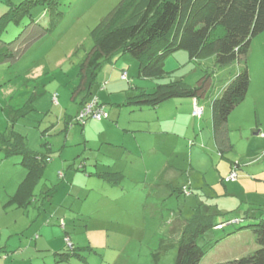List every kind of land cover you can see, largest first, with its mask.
I'll return each instance as SVG.
<instances>
[{"label":"rangeland","instance_id":"374dc122","mask_svg":"<svg viewBox=\"0 0 264 264\" xmlns=\"http://www.w3.org/2000/svg\"><path fill=\"white\" fill-rule=\"evenodd\" d=\"M23 1L0 0V17L8 10L9 2ZM123 1L59 0L54 7L36 6L31 10L32 18H25L18 25L8 24L1 39L10 44L8 52L13 57L0 64V133H20L31 150L51 157L35 191L37 199L22 210L11 205L10 198L27 177V170L20 157L7 158L0 151V233L7 227L13 230L15 236L7 244L18 249L15 258L32 261L25 264H59L55 253L63 252L67 245L65 238L55 239L54 234L61 231L63 236L64 224L75 247L87 248L82 251L86 261L72 259L69 264H175L180 231L194 215L196 206L201 205L204 214L221 212L211 206L212 202L226 207L215 224L241 218L243 210L250 207L245 202L264 206V33L253 39L247 55L250 89L245 101L229 117L233 148L225 159L217 152L213 133L205 136V141L210 142L211 138L214 147L210 143L204 145V141L190 147L195 139L192 126L185 136L178 127L180 132L176 133L185 139L158 133L156 123L150 133L137 130L147 131L159 110L169 109L171 100L185 98L170 99L157 107L124 105L134 93L131 87L154 91L157 84L173 82L194 88L203 83L212 100V94L228 86L245 66L235 62L219 68L214 56L195 62L187 52L179 51L181 55L170 56L165 62V71H174L154 84L138 78V62L129 54L123 55L104 66L93 91L105 104L109 117L67 128L66 117L77 113L73 99L80 86V65L94 46L92 31ZM130 65L131 75L125 81L120 75ZM201 106L205 107V115L196 135L201 130L208 133L205 127L212 124L211 106ZM159 124L172 131L169 121ZM198 144L203 150L196 151ZM174 146L177 153L172 156ZM119 159L122 168L116 163ZM206 160L214 164H205ZM219 161L232 164L223 177H230L236 170L235 181L226 184L214 175L212 171ZM173 162L184 167V174L175 179L180 180L175 183L176 189L168 190L164 183L165 166ZM106 164L112 169L117 164L116 171L125 169L126 177L120 186L112 187L88 175L105 171ZM191 165L200 171L189 178L186 171ZM203 170H211L208 181L217 182L215 189L221 197L216 196L214 188L207 187ZM48 189L49 201L43 199ZM235 201L245 207L239 211L235 205L232 210L231 203ZM254 209L262 210L255 212L257 216H264V208ZM248 223L252 220L223 231L206 232L198 239L206 251L201 264L243 257L253 233L239 228ZM39 228L44 229L42 235L37 232Z\"/></svg>","mask_w":264,"mask_h":264},{"label":"trees","instance_id":"16d2710c","mask_svg":"<svg viewBox=\"0 0 264 264\" xmlns=\"http://www.w3.org/2000/svg\"><path fill=\"white\" fill-rule=\"evenodd\" d=\"M57 1L9 2L8 10L0 17V64L13 57L8 52L7 46L10 44L1 40L7 25L12 22L18 25L25 18H32L31 10L36 6L54 7ZM263 33L264 0H143L142 3L124 0L92 31L94 46L80 65V86L76 90L77 97L73 99L77 113L74 117H66V126H84L90 119H95L92 116L80 118L89 105H93L96 111H102L101 119L95 120L109 117L105 104L93 93L98 74L107 63L129 54L138 62V78L157 82L169 73L164 68L166 60L179 51H185L189 59L195 62L214 56L219 68L235 62L245 65L231 78L228 86L212 94L213 134L219 146H228V119L245 101L250 89L247 55L253 39ZM123 80L128 81V76ZM131 89L135 91L124 105L139 108L157 107L174 98L195 99L207 90L203 83L194 88L183 82L157 84L154 91L140 87ZM0 151L7 158L20 157L21 165L27 170V177L10 198L11 205L27 210L37 199L35 191L45 176L51 157L31 150L25 136L15 131L8 135L0 133ZM96 176L111 186H118L123 180V175L117 172H104ZM43 195V199L49 201L51 190L48 189ZM200 207L195 208L194 215L183 226L175 264H201L206 251L198 244V239L211 229L218 230L222 226L218 231H223L230 226L243 225L248 220H252V223L239 228L250 229L253 233L251 242L245 247L249 248L248 252L241 258L216 264H264V216L255 214L260 210L249 208L241 218L215 224L218 215L204 214ZM62 227L67 246L63 252L55 253L58 263H70L72 259L86 261L82 251L87 248L75 247L70 233L65 230L66 225Z\"/></svg>","mask_w":264,"mask_h":264},{"label":"crops","instance_id":"0c3cea01","mask_svg":"<svg viewBox=\"0 0 264 264\" xmlns=\"http://www.w3.org/2000/svg\"><path fill=\"white\" fill-rule=\"evenodd\" d=\"M179 56V55H181V52H177V53H175L173 56L174 57H176V56ZM182 58H185V56H182ZM112 65V64H111ZM172 68H175V66L174 67H172ZM130 70H131V65H130V67H129V70H126V71H123V73H127V76H128V79H129V76L131 75V73H130ZM172 71H174V69H170V71L169 72H172ZM167 72V71H166ZM123 73H121V78H122V75H123ZM138 75V74H137ZM113 78H114V76H113ZM146 80H150V79H146ZM153 82H154V84H156V81H154V80H152ZM158 82V81H157ZM135 87H137V86H135ZM140 88H144V87H140ZM144 89H147V88H144ZM130 90H132V91H135V90H133V89H130ZM148 90V89H147ZM149 91V90H148ZM249 93V92H248ZM172 102H170L171 104H170V106H168V107H170L169 109L167 108L166 110H159L158 111V113L156 114V116L153 118V120L152 121H150L151 123H150V129L149 128H147V131L145 130V131H143V130H141V129H138L137 128V130L139 131V132H141V133H143V132H148V133H150L152 130L151 129H153V128H155L154 127V123H156L157 124V126H158V128L156 129V131L158 132V133H162V134H165V135H169V136H171V137H174V138H182V139H185V138H183V137H181V135H180V133H176V131H178V132H180L179 131V129H178V127H180V129L184 132L185 131V133H183V136H185V135H187V130H191V126H192V130H193V134L195 135V139H194V141L192 142L193 144H191L190 143V147H192V146H194V145H197V144H195L196 142L198 143V141H199V143L201 142V143H203V141H204V145H207V143H210L211 144V146H213L214 147V144L212 143V140H211V138H210V142H206L205 140V136L206 137H208V136H210L211 135V133H213V127H212V124H211V126L209 127V126H206L205 128H208V129H206V130H208V133L207 132H205V130L203 131V130H201L200 132H199V135H196L197 133H198V127H199V124L201 123V121L203 120V116L205 115V107H203V106H201V104L202 103H204V105H210L211 106V101L212 100H209L208 99V95H207V92L205 93V94H203L202 96H200V97H198V98H195V99H190V98H185V99H181V100H176V99H174V100H171ZM194 104H197L200 108H202L203 109V115H202V117L201 118H198V117H195L194 115H193V107H194ZM144 108V107H143ZM167 110H169V113H167ZM160 111H162L161 112V114H159L160 113ZM209 114H210V112H209ZM148 117H146L145 118V120H147V121H149V119H147ZM189 122H188V121ZM211 120H212V116H211ZM229 120V119H228ZM165 121H169V123H170V126L171 127H173L171 130L173 131H170V129L168 130V129H166V128H164L163 126H162V124L160 125L159 123L160 122H165ZM207 124V123H206ZM209 124V123H208ZM210 125V124H209ZM170 127V128H171ZM229 129V128H228ZM228 133H229V131H228ZM213 138H214V141H215V144H216V148H217V152L219 153V155H220V157L222 158V159H225V155H226V153H229V152H231L232 151V148H233V146L231 145V140H230V137H229V134H228V139H229V145L228 146H219L218 145V143H217V141H216V139H215V137H214V134H213ZM209 140V139H208ZM175 147L176 146H174L173 147V149H172V151H171V153H172V156H174L175 155V153H177V151L175 150L174 151V149H175ZM203 150V147L202 148H200V145L198 144V146H197V150L196 151H198V150ZM141 150V152H143V150L142 149H140ZM193 150L194 149H192L191 151H190V155H192V152H193ZM172 158H174V157H172ZM121 161L122 160H118L116 163L118 164V166H119V168H122V166L120 165L121 164ZM127 161V160H126ZM128 162V161H127ZM84 164L86 165V163L84 162ZM117 164H115V166H114V169H112L113 167H111V165H104V168H105V171H96V172H90V173H88V175L90 176V177H93V176H95L96 178H98L96 175L97 174H102V173H104V172H117V173H120V174H122L123 175V180L125 179V175H124V172L126 173V171H125V169L123 170L122 169V171H116L115 170V167H116V165ZM169 165H167V166H165V168H166V170H167V175H166V177H165V184L167 185V187H168V190H175L176 189V187H174L175 186V183L176 182H179L180 180H175V179H177V178H180V175L184 172L183 170H181V169H184V167H181L179 164H177V163H175V162H173V163H168ZM205 164H214V162H212V163H210V162H208L207 160L205 161ZM97 166H99V164H96ZM123 165V164H122ZM229 168H232V164L230 165V166H227L226 164H223L222 163V161L220 162H218L217 163V165L214 167V169H213V171L212 172H215L214 173V175L215 176H219L220 177V179H221V182L222 181H225L224 179V177H223V175L225 176L227 173H228V171H229ZM115 170V171H114ZM124 171V172H123ZM198 171H200V170H198ZM198 171H195V169L192 167V165L190 166V168L186 171L187 173H188V177L189 178H191L192 177V174H194L195 172H198ZM79 172H81V173H83V172H85V170H83V169H80L79 170ZM203 172H205L204 174L206 175L205 177H204V179L206 180V182H207V187H209V188H211V189H213L214 188V192H215V194H216V196L217 197H221L220 196V193H219V191H217L216 189H215V186H216V183L217 182H213L212 180H210V181H208V176L212 173L211 172V170H209V171H204L203 170ZM226 173V174H225ZM184 174V173H183ZM238 177V176H237ZM99 180H101V181H103V182H105L104 180H102V179H100V178H98ZM193 179V178H192ZM192 179H190V182H189V184H190V186H192V184H193V181H192ZM237 179V178H236ZM123 180L121 181V183L118 185V186H120L121 184H122V182H123ZM233 181H235V180H233ZM231 182V181H230ZM105 183H107V182H105ZM226 183V182H225ZM227 183H229V182H227ZM226 183V184H227ZM108 184V183H107ZM110 185V184H109ZM111 186V185H110ZM118 186H112V187H118ZM174 192V191H173ZM219 194V195H218ZM231 204H233L232 206H231V209L232 208H234L235 207V205L237 206V208H239L240 207V204L239 205H237V201H235V203L234 202H232ZM245 204L248 206H250V207H248V209L249 208H255V207H261V208H264V206H262V205H256V204H254L253 203V201H251L250 203H248V202H245ZM199 206H201V205H199ZM211 206H216V207H218V209H219V211H221V212H218V213H216V211H211V212H207V213H205V214H208V215H218V214H223V210H225L226 209V207L224 208L223 206H222V204L221 203H215V202H212V204H211ZM197 207V206H196ZM202 207V206H201ZM200 207V209H201V211L203 212V209ZM245 206H241L238 210L240 211L241 209H243ZM248 209H244L243 211H247ZM232 210H234V209H232ZM223 211V212H222ZM260 211H262V210H260ZM187 221V220H186ZM186 221H185V223H186ZM185 223L183 224V226L185 225ZM182 229H183V227H182ZM43 228H39L38 230H37V232L40 234V235H42L43 234ZM65 230L67 231V226H66V228H65ZM54 231H56V230H54ZM181 232V231H180ZM19 233V232H18ZM18 233H16V234H18ZM37 233V234H38ZM1 235H0V244L1 243H3V242H5L4 243V246L3 247H0V259H1V261H0V264H18V263H20V262H22V263H30V261H25V259L24 260H20L19 259V256L17 257V258H15L14 256L18 253V249H16V248H13L12 246H10V245H8L7 243L8 242H10L13 238H14V236H15V234L13 233V230L11 231L10 229H8V227L5 229V230H2L1 231V233H0ZM66 234H64L63 236H62V234H61V231H56L55 232V234H54V238L55 239H59V240H61L62 239V237L64 238V236H65ZM71 236V235H70ZM39 238V237H38ZM72 238V237H71ZM72 241L74 242V240H73V238H72ZM246 249V248H245ZM15 251L14 253H8V254H6L5 252H9V251ZM57 252V251H56ZM13 254V255H12ZM21 256V255H20ZM23 256V255H22ZM55 256H57L56 254H55ZM32 262V261H31ZM56 263H58V256H57V259H56ZM64 263H67V262H64ZM59 264H61V263H59ZM67 264H69V263H67Z\"/></svg>","mask_w":264,"mask_h":264},{"label":"built area","instance_id":"2783aa9c","mask_svg":"<svg viewBox=\"0 0 264 264\" xmlns=\"http://www.w3.org/2000/svg\"><path fill=\"white\" fill-rule=\"evenodd\" d=\"M123 79H126L127 78V73H124L123 76H122ZM102 111H96L94 110L93 108V105H89L85 111L83 113L80 114V118L83 119L84 117H88V116H92V118H95V119H101V116H102ZM193 115L195 117H198V118H201L202 115H203V109L200 108L197 104H195V107H194V111H193ZM237 176H236V173L233 172L231 173L230 177H228L225 181L226 182H229V181H233V180H236ZM218 230L222 229V226H219L217 228Z\"/></svg>","mask_w":264,"mask_h":264}]
</instances>
